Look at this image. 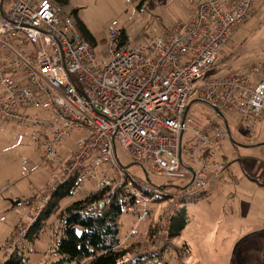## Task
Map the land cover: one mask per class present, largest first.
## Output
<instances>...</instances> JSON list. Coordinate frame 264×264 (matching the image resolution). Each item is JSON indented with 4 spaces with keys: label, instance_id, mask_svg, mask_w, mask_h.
Wrapping results in <instances>:
<instances>
[{
    "label": "built area",
    "instance_id": "2783aa9c",
    "mask_svg": "<svg viewBox=\"0 0 264 264\" xmlns=\"http://www.w3.org/2000/svg\"><path fill=\"white\" fill-rule=\"evenodd\" d=\"M258 1L189 0L192 14L186 22L163 27L141 44L127 32V42L119 46L122 29L114 21L105 51L98 54L57 1L3 0L0 120L40 129L43 158L56 163L59 147L73 133H84L76 151L61 161L62 179L35 203L29 221L17 226L6 253L23 239L59 183L77 177L84 184L99 173L102 181L93 193L103 195L90 210L101 213L118 197L137 224L131 234L138 235V225L164 206L162 218L152 221L160 223L162 246L151 255L160 260L171 250L182 257L169 235L174 215L184 202L234 177L231 160L216 156L230 139L225 122L216 116L198 123L189 116L190 101L196 98L214 111L235 114L240 129L252 135L264 115V63L211 75ZM27 108H41L49 118L23 115ZM118 145L156 176L181 183L171 192L134 177L122 168Z\"/></svg>",
    "mask_w": 264,
    "mask_h": 264
},
{
    "label": "rangeland",
    "instance_id": "374dc122",
    "mask_svg": "<svg viewBox=\"0 0 264 264\" xmlns=\"http://www.w3.org/2000/svg\"><path fill=\"white\" fill-rule=\"evenodd\" d=\"M62 6L64 14L75 21L74 11H77L78 19L96 39L98 54L105 51L103 43L114 21L130 34L133 43L141 44L158 35L163 27L186 22L192 14L189 0H68ZM256 63H264V0L258 1L256 12L246 25L234 32L211 75L239 72ZM190 102L189 116L198 123L217 116L196 98ZM21 113L30 118H49L48 112L41 108H27ZM222 114L229 123L233 140L223 144L217 159L226 156L231 160L238 187L233 184L225 191L215 190L207 197L185 204L188 226L182 236L171 240L180 248L182 257L172 254L171 250L160 260L151 255L162 242L149 237L150 222L155 221L157 215L162 218L164 206L157 207L150 221L138 225V235L131 234L132 227L137 225L133 215L124 212L120 222V246L131 252L124 258V264L128 261L130 264H183L182 260L187 264H264V145L257 146L264 142V120L261 119L256 135H252L240 129L235 114L224 110ZM40 132L29 124L0 120V261L9 254L5 251L6 241L12 236L15 224L28 222L35 203L62 179L61 161L76 151V144L84 135L73 133L64 146L59 147L62 154L59 153L60 162L56 163L43 158L40 145L44 139ZM117 155L122 168L145 182L168 186L171 192L172 186L181 183L156 176L150 166H143L119 145ZM259 164L262 165L260 171H254ZM101 181L102 175L98 173L96 180L78 184L70 196L59 202L58 209L44 222L45 229L36 243L24 242L26 249L21 253L26 257L25 264L54 262L53 251L61 237L57 229L62 225L63 210L92 195ZM181 244L188 245L189 249Z\"/></svg>",
    "mask_w": 264,
    "mask_h": 264
},
{
    "label": "trees",
    "instance_id": "16d2710c",
    "mask_svg": "<svg viewBox=\"0 0 264 264\" xmlns=\"http://www.w3.org/2000/svg\"><path fill=\"white\" fill-rule=\"evenodd\" d=\"M55 1L61 5L68 3V0ZM74 15L83 37L95 47L96 39L86 25L78 19L77 11H74ZM126 42L127 31L122 29L119 46ZM76 178L63 182L55 188L37 220L29 226L26 235L9 253L8 257L4 255L6 259L1 260L0 264H25L26 257L21 253L22 250L25 252L26 249L23 246L24 242L28 240L30 244L32 243L31 245L36 243L41 232L45 229L44 222L58 209L59 202L70 196L77 185L81 184ZM102 195L103 193H92L89 197L72 203L63 210L62 225L57 229L61 237L56 242L53 251L56 258L52 264H124V258L131 253L129 249L120 246V222L125 212L124 204L116 197L101 213H95L89 207ZM199 199L184 202L183 206L176 212L170 223L169 235L171 239L179 238L188 226L185 204L196 202ZM160 228V223H151L148 230L149 237L158 241ZM183 248L189 249L186 244L183 245ZM128 262L125 264H130Z\"/></svg>",
    "mask_w": 264,
    "mask_h": 264
},
{
    "label": "crops",
    "instance_id": "0c3cea01",
    "mask_svg": "<svg viewBox=\"0 0 264 264\" xmlns=\"http://www.w3.org/2000/svg\"><path fill=\"white\" fill-rule=\"evenodd\" d=\"M0 1H2V0H0ZM245 70V69H244ZM262 119L264 120V115H263V117H262ZM262 120V121H263ZM262 121H260L259 122V124L262 122ZM259 124H258V128H259ZM228 126H229V123H228ZM258 128H257V130H258ZM229 130H230V127H229ZM259 144H263L264 145V142H261V143H258V145ZM263 145H259V146H263ZM222 146H223V144H222ZM221 149V148H220ZM219 149V150H220ZM61 154H62V152H60ZM217 154H218V152H217ZM217 156V155H216ZM222 157V156H221ZM220 157V158H221ZM260 166H262V165H258L257 167H255L254 168V171L255 170H257L258 172L260 171ZM244 170H245V168H244ZM235 175H236V172H235V174H234V177L230 180V182L229 183H227V184H223V185H217L215 188H212L210 191H208L206 194H205V196L204 197H207V196H209V195H211L212 194V191H215V190H218V191H225V189L226 188H231V186L234 184V187L235 188H237L238 187V185H237V182H236V180H235ZM33 207H34V204H33ZM18 223L19 222H17L16 224H15V226H14V228L12 229L13 231L11 232V234L10 235H12L13 234V232L15 231V228H16V226L18 225ZM187 228V227H186ZM185 231V230H184ZM183 231V232H184ZM182 232V233H183ZM181 236H182V234H181ZM11 237V236H10ZM9 239V238H8ZM7 239V240H8ZM7 242V241H6ZM181 245H183V244H181ZM189 248V247H188Z\"/></svg>",
    "mask_w": 264,
    "mask_h": 264
},
{
    "label": "water",
    "instance_id": "95a60500",
    "mask_svg": "<svg viewBox=\"0 0 264 264\" xmlns=\"http://www.w3.org/2000/svg\"><path fill=\"white\" fill-rule=\"evenodd\" d=\"M2 1H3V0H2ZM2 1H1V3H2ZM215 112H216L217 116H218L219 118H221V119L225 122L226 127H227V129H228V133H229L230 140H233V139H232V136H231V132H230V130H229L228 123H227V121H226L224 115H223L218 109H215ZM259 145H263V144H259ZM259 145H257V146H259Z\"/></svg>",
    "mask_w": 264,
    "mask_h": 264
}]
</instances>
